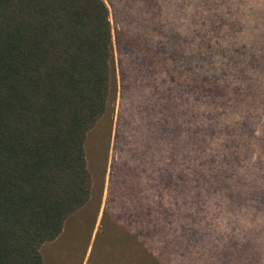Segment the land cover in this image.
<instances>
[{"label":"trees","instance_id":"1","mask_svg":"<svg viewBox=\"0 0 264 264\" xmlns=\"http://www.w3.org/2000/svg\"><path fill=\"white\" fill-rule=\"evenodd\" d=\"M115 1L0 0V264H45L41 247L55 241L67 219L89 202L84 144L117 92L115 50L122 99L118 124L130 87L140 93L135 108L171 113L161 130L169 143L192 117L185 74L197 54L185 49V36L172 32L158 0H119L122 10ZM128 6L136 11L129 23L119 18ZM189 87V94L199 88L196 79ZM176 95L177 104L190 111L183 125L173 115ZM118 157L133 175L134 196L125 200L123 212L113 214L115 222H108L102 237L99 228L92 246L98 256L91 264H171L176 250L184 258L179 264L233 263L229 248L216 244L221 239L211 241L204 224L195 156ZM216 158L201 159L200 178H209L213 163L232 178L226 167L238 158ZM106 202L105 217L113 204L110 197Z\"/></svg>","mask_w":264,"mask_h":264},{"label":"rangeland","instance_id":"2","mask_svg":"<svg viewBox=\"0 0 264 264\" xmlns=\"http://www.w3.org/2000/svg\"><path fill=\"white\" fill-rule=\"evenodd\" d=\"M158 2L162 18L172 32L185 36V49L197 54L194 68L185 74L189 84L184 90L192 117L190 111L185 112L177 104L179 95L173 96V115L179 123L183 125L185 119H191L185 123L180 138L169 143L161 130L164 125L167 127L164 120L171 113L155 108V114H151L153 109L146 108V114L143 108H135L136 102H140V93H133L129 86L131 92L123 100L122 122L118 124L122 99L119 55L115 50L117 92L109 101L107 113L88 132L84 144L92 180L91 198L67 219L55 241L41 247L45 264H91L92 258H97L98 253L92 250L96 233L100 228L102 237L108 222H115L113 214L123 212L125 200L134 196L133 175L117 163L118 156H195L192 171L196 174V184L204 189L196 195L205 202L202 208L207 210V215H203V221L207 222L210 240L221 239L216 244L229 248L226 252L231 253L232 264H264V0ZM115 3L122 10L119 0ZM132 12L136 13L129 6L124 8L120 20L131 22L135 16ZM110 21L114 23L112 15ZM194 79L199 88L189 94ZM208 88L214 90L205 92ZM144 89L147 94L149 85ZM152 102L154 106L155 100ZM193 133L196 138L192 137ZM205 156H216V161L219 156L237 157L239 163L230 162L226 167L232 178L226 179L214 163L209 178H200L196 166L201 170L200 162ZM217 175L222 181L219 185ZM108 197L113 202L108 205L112 212L105 217ZM120 215L115 216L117 221ZM228 241L234 247H229ZM252 248L258 251H248ZM176 251L171 264L184 261L180 251ZM105 253L115 256L112 249ZM233 254L238 255V260Z\"/></svg>","mask_w":264,"mask_h":264}]
</instances>
